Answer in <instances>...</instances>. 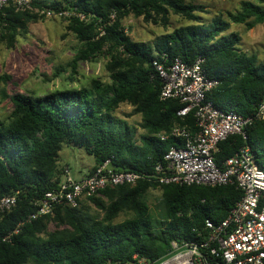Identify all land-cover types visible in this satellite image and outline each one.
I'll return each mask as SVG.
<instances>
[{"label":"trees","instance_id":"trees-1","mask_svg":"<svg viewBox=\"0 0 264 264\" xmlns=\"http://www.w3.org/2000/svg\"><path fill=\"white\" fill-rule=\"evenodd\" d=\"M30 3L36 8L48 5L55 12L74 9L91 17L88 23L78 16L69 20L68 28L80 43L73 67L95 54L110 55L113 62L109 64L107 83L93 79L78 88L57 89L41 96L18 92L10 97L16 119L8 127L0 120V198L17 191V201L10 210L0 213V264H154L168 251L172 239H201L205 221L223 220L240 197L235 185L158 186L141 179L135 184L104 188L100 192L104 198L93 195L85 199L100 213L89 214L88 203L82 200L75 207L57 206L52 215L25 222L13 231L34 211L35 200L59 185L62 170L58 156L64 145L82 148L93 157L94 165L87 174L107 159L115 170L150 172L177 142L172 138L160 140V133L168 132L175 124L194 129L191 114L183 118L176 115L178 100L159 99L161 83L152 66L157 54L180 56L187 62L203 55L208 75L219 80L206 97L244 116L252 115L264 96V64L257 63L254 55L239 51L234 39L222 36L229 21L217 16L208 24L201 22L196 14L201 6L193 0ZM10 4L0 13V27L14 32L21 26V18ZM130 12L146 21L159 15L164 25H168V14L172 12L193 23L175 27L153 43L143 44L132 41L121 25V17ZM110 14L115 18L111 20ZM228 19L248 28L263 23L264 0H242L236 12H228ZM98 25L103 34L96 39ZM118 48L126 58L113 55ZM124 102L142 116L140 126L144 132L139 139L134 127L114 115ZM247 133L256 162L264 169V121L254 120ZM241 144L239 136L221 141L216 163L232 155ZM150 188L161 191L157 215L145 200ZM124 211L131 212V216L115 222ZM50 223L55 225L53 230H48ZM139 257L146 263H139Z\"/></svg>","mask_w":264,"mask_h":264},{"label":"built area","instance_id":"built-area-1","mask_svg":"<svg viewBox=\"0 0 264 264\" xmlns=\"http://www.w3.org/2000/svg\"><path fill=\"white\" fill-rule=\"evenodd\" d=\"M15 1L28 5L30 0H0V13ZM46 11L51 13L50 9ZM61 12L64 11L58 13ZM204 63L201 54L191 62L180 56L168 58L164 52L152 59L155 76L161 83L159 99L178 100L176 115L183 118L191 114L194 129L175 124L168 132L160 133V140L172 138L177 142L170 145L150 172L115 170L110 159L78 179L65 168L59 185L35 200L34 211L19 221L13 232L25 222L52 215L57 206L75 207L90 196L100 195L106 187L135 184L141 179L158 186L235 185L241 195L223 220H206L205 233L199 240L172 239L168 251L154 264H264V169L256 162L247 133L254 120L264 121V96L249 116L217 106L206 95L219 80L208 75ZM232 136H239L242 144L217 164L219 143ZM16 201L17 191L1 197L0 213L10 210ZM137 261L146 263L143 257Z\"/></svg>","mask_w":264,"mask_h":264},{"label":"rangeland","instance_id":"rangeland-1","mask_svg":"<svg viewBox=\"0 0 264 264\" xmlns=\"http://www.w3.org/2000/svg\"><path fill=\"white\" fill-rule=\"evenodd\" d=\"M57 1L65 2V0ZM241 1L193 0V3L201 6L196 14L204 24H208L217 16L229 21V27L222 32V36L234 39L235 47L239 51L246 55H254L257 63L264 64V22L248 28L244 24L234 23L228 19V12H236ZM16 2L18 1L10 5L20 16L21 26L16 27L14 32L6 30L5 26L0 27V120L4 127L11 126L16 119L10 100L14 93L41 96L57 89L88 85L93 79L107 83L110 80L109 64L113 62V57L110 55L95 54L88 60H79L73 67L72 61L80 43L68 28L69 20L72 16H78L80 20L88 23L91 20L89 15L78 14L74 9L64 10L61 13L51 10V13L47 14L48 5L44 6L45 8H36L30 1L28 5H18ZM110 15L111 20L115 18V14ZM120 22L125 34L132 41L143 44L153 43L157 37L170 32L175 27L193 23L172 12L168 14V25L162 23L159 15L146 21L142 16L132 12L122 16ZM97 30L99 35L96 39L103 34L100 25L97 26ZM113 55L126 58L119 48L113 52ZM114 115L125 119L134 127L135 135L139 139L140 134L144 132L140 126L142 116L134 111L131 104L121 103ZM93 165V157L72 144L64 145L59 152L58 166L62 170L61 180L65 168L74 179H78L88 173ZM160 195L159 188H150L145 196L154 215H157L159 209ZM97 196L104 198L101 194ZM85 201L89 206L87 209L89 214L100 213L93 204L88 200ZM131 214V212H121L114 221H123ZM54 228L55 225L50 223L48 230Z\"/></svg>","mask_w":264,"mask_h":264},{"label":"crops","instance_id":"crops-1","mask_svg":"<svg viewBox=\"0 0 264 264\" xmlns=\"http://www.w3.org/2000/svg\"><path fill=\"white\" fill-rule=\"evenodd\" d=\"M86 174H87V173H86ZM86 174H83L82 176H84V175H86ZM82 176H81V177H82ZM79 178H80V177H79Z\"/></svg>","mask_w":264,"mask_h":264}]
</instances>
